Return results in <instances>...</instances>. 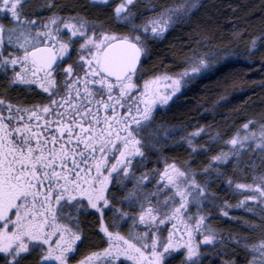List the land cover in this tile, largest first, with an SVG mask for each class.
<instances>
[{
	"label": "snow or ice",
	"instance_id": "6c2138e0",
	"mask_svg": "<svg viewBox=\"0 0 264 264\" xmlns=\"http://www.w3.org/2000/svg\"><path fill=\"white\" fill-rule=\"evenodd\" d=\"M28 2L0 0V74L9 89L45 94L30 106L0 97V264H73L89 216L103 243L77 264H204L206 256L237 264L226 258L230 245L247 254L245 264H264V171L244 160L254 153L264 166V120L205 144L197 139L207 134L203 127L179 133L193 154L224 146L199 170L164 158L162 169L143 171L149 153L178 134L157 115L189 82L237 55L193 48L175 73L145 67L149 41L190 18L201 0H174L150 9L149 18L133 11L137 0H119L113 15L121 32L79 13L62 16L52 11L55 0L40 5L50 14L32 16ZM260 52L264 34L249 36L246 58ZM245 168L251 182L229 175ZM216 181L242 197L234 207L259 217V224L244 221L257 239L211 226L212 209L227 217L233 207L212 190Z\"/></svg>",
	"mask_w": 264,
	"mask_h": 264
},
{
	"label": "trees",
	"instance_id": "16d2710c",
	"mask_svg": "<svg viewBox=\"0 0 264 264\" xmlns=\"http://www.w3.org/2000/svg\"><path fill=\"white\" fill-rule=\"evenodd\" d=\"M118 2L119 0H110V5L104 6L93 5L91 0H55L59 7L52 11H57L62 16L79 13L104 28L121 32L126 29L115 21L113 15ZM173 2L174 0H137L133 11L140 18H149L154 14L150 9L159 10L161 6H169ZM42 3L43 0H29L25 12L37 17L50 14L49 10L40 7ZM237 32H242L243 36L238 38L234 35ZM262 34L264 0H201V6L190 18L174 25L163 39L149 41L150 55L144 58L145 67L149 72L179 71L183 67L185 57L192 54L193 48L200 52L233 49L237 53L189 82L166 113L157 117L158 121L163 120L166 125L178 130L174 139L169 138L166 143L160 145L158 156L178 165L191 162L192 167L199 170L206 164L209 155L215 154L224 146L223 142L210 144L208 154H193L187 145L182 143L179 133L187 134L203 127L207 134L197 139L199 144H205L217 132L227 138L249 119L264 120V52L253 56L251 60L246 58L248 37ZM0 93L9 97L12 94V90L4 81H0ZM252 159H255L258 165L256 173L264 171V166H260L256 154H247L244 157L245 161ZM151 168L152 166L146 165L145 171L150 172ZM229 175L240 182H251L252 170L245 168L243 172H229ZM212 190L220 200H227L233 206L238 202V197L232 195L223 181H216ZM218 212L217 209H212L209 223L223 235L249 240L258 238V232L251 231L244 225L245 220L259 224L258 216H253L244 209L230 210L226 218L220 217ZM93 223L94 217L89 216L84 220L85 240L79 251L95 250L103 243L100 237L94 234ZM227 253V259L234 258L237 264H245L247 254L242 249L230 245ZM224 258L206 256L204 264H221Z\"/></svg>",
	"mask_w": 264,
	"mask_h": 264
},
{
	"label": "flooded vegetation",
	"instance_id": "af4514ba",
	"mask_svg": "<svg viewBox=\"0 0 264 264\" xmlns=\"http://www.w3.org/2000/svg\"><path fill=\"white\" fill-rule=\"evenodd\" d=\"M0 81H4L3 74H0ZM5 82V81H4ZM6 84V83H5ZM12 94L11 96L3 95L0 93V97H3L12 103H18V104H23L26 106H30L32 104H39L45 102L44 95L40 93V90L35 88L33 86V89L31 91L25 89V88H16V89H11ZM176 98H174L175 100ZM172 103L170 102V105ZM164 111V110H162ZM159 115H157L158 117ZM160 148V146H159ZM161 151V150H160ZM159 153L156 152H151L149 153V159L146 161V165H158L164 162V159H162L160 156H158ZM145 171V168L143 169ZM140 172H137V175H139ZM131 185H129L130 187ZM118 197L119 194L117 193ZM103 242V241H102ZM80 248V247H79ZM97 250V249H95ZM95 250H81L78 252V254L75 257V260L73 261V264H77V262L83 258H85L87 255H89L92 251Z\"/></svg>",
	"mask_w": 264,
	"mask_h": 264
},
{
	"label": "rangeland",
	"instance_id": "374dc122",
	"mask_svg": "<svg viewBox=\"0 0 264 264\" xmlns=\"http://www.w3.org/2000/svg\"><path fill=\"white\" fill-rule=\"evenodd\" d=\"M118 3H119V2H118ZM183 89H184V88H183ZM183 89H182V90H183ZM181 92H182V91H181ZM179 94H180V93H179ZM179 94H178V95H179ZM182 143H183V142H182ZM250 155L253 156V155H255V154H254V153H250ZM150 166H152L151 169H153V168H160V169H162V168H163V163L158 164V165H150ZM130 187H131V186H130ZM237 197H238V200L242 198V197H239V196H237ZM250 203H251V202H250ZM236 204H237V203H236ZM236 204H235V205H236ZM235 205H234V206H235ZM234 206L231 207V208H229L228 211L230 212V210H240V209H242V208H236V207H234ZM242 210H243V209H242ZM109 215H110V214H109ZM218 215H219L220 217H224V218H226L225 216L220 215L219 212H218Z\"/></svg>",
	"mask_w": 264,
	"mask_h": 264
}]
</instances>
